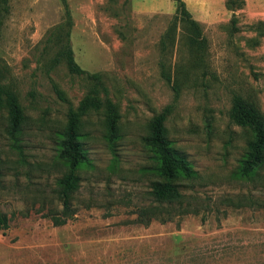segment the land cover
Masks as SVG:
<instances>
[{
  "label": "rangeland",
  "instance_id": "1",
  "mask_svg": "<svg viewBox=\"0 0 264 264\" xmlns=\"http://www.w3.org/2000/svg\"><path fill=\"white\" fill-rule=\"evenodd\" d=\"M242 9L208 27L137 16L130 0H0V85L24 115L13 138L0 106V264H264V167L237 174L251 133L230 115L237 96L264 114V0ZM166 107V138L196 175L178 181L180 203L154 214L160 178L142 139ZM69 108L88 161L72 217L53 226ZM144 208H154L147 225Z\"/></svg>",
  "mask_w": 264,
  "mask_h": 264
},
{
  "label": "trees",
  "instance_id": "2",
  "mask_svg": "<svg viewBox=\"0 0 264 264\" xmlns=\"http://www.w3.org/2000/svg\"><path fill=\"white\" fill-rule=\"evenodd\" d=\"M173 1L176 3L174 16L185 18L192 25H199L191 19L185 4L181 0ZM62 2L66 5V0H62ZM228 2L230 3V0L226 1V5L231 11H237L243 5V0H239L236 7L228 6ZM62 56L67 60L71 69L77 70L68 41L65 43ZM56 91L59 93L58 90ZM59 97L64 99L60 95ZM1 105L7 109L8 113V134L14 138L24 120L23 111L17 96L0 85ZM168 113L169 107H166L153 116L148 124V134L142 139L144 146L152 153V159L155 163L153 170L156 176L160 178V181L153 183L151 191L157 213L153 212L154 208L153 211L150 208H144L138 216L137 221L144 225L149 223L143 219L149 212L161 214L166 210L165 206L180 203L182 195L179 191L178 181L190 180L196 175L192 164L166 138L165 121ZM230 115L236 125L250 130L251 133L237 173L240 177L246 178L264 167V114L254 104L237 96L233 99ZM80 123V114L69 108L67 122L61 133L57 149L58 158L67 168V174L60 181L59 198L62 202V211L60 215L48 214L45 216L51 220L53 226H63L67 223V219L72 217L74 211L71 208V194L78 186L77 172L88 161L87 153L80 140ZM107 127L108 136L112 140L117 132V113L113 110L107 116ZM158 220L160 223H166L169 219ZM7 227V219L0 215V230H5Z\"/></svg>",
  "mask_w": 264,
  "mask_h": 264
},
{
  "label": "crops",
  "instance_id": "3",
  "mask_svg": "<svg viewBox=\"0 0 264 264\" xmlns=\"http://www.w3.org/2000/svg\"><path fill=\"white\" fill-rule=\"evenodd\" d=\"M191 19L202 26H216L229 21L231 15L241 10L231 11L227 8V0H181ZM132 11L141 17H152L154 15L173 16L176 12V3L173 0H130ZM248 0H243V8L247 7ZM122 258V255H120ZM105 262V263H104ZM106 264V261H102ZM101 263V264H102ZM120 263L125 264L120 261ZM129 264H141L140 260L129 262Z\"/></svg>",
  "mask_w": 264,
  "mask_h": 264
}]
</instances>
